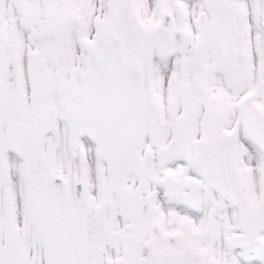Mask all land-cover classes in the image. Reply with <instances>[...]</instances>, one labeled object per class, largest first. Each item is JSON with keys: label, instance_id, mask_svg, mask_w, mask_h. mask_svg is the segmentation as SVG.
Segmentation results:
<instances>
[{"label": "snow or ice", "instance_id": "snow-or-ice-1", "mask_svg": "<svg viewBox=\"0 0 264 264\" xmlns=\"http://www.w3.org/2000/svg\"><path fill=\"white\" fill-rule=\"evenodd\" d=\"M0 264H264V0H0Z\"/></svg>", "mask_w": 264, "mask_h": 264}]
</instances>
